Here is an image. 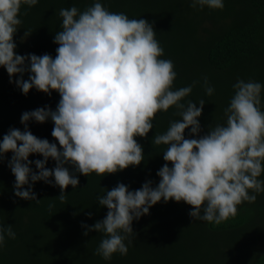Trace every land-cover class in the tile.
Returning <instances> with one entry per match:
<instances>
[{
	"label": "clouds",
	"instance_id": "1",
	"mask_svg": "<svg viewBox=\"0 0 264 264\" xmlns=\"http://www.w3.org/2000/svg\"><path fill=\"white\" fill-rule=\"evenodd\" d=\"M37 3L0 0V68L6 69L10 82L25 96L35 88L49 97L53 92L60 97L55 110L41 107L24 112V130L11 128L0 141V162L13 154L8 167L15 177L16 197L39 203L31 189L43 181L59 187L56 199L65 203L68 187L79 186V175L104 177L138 167L144 152L136 138H147L157 114L173 108L179 119L170 120L167 129L152 140L153 146L163 149L160 154L165 161L157 172L159 183L154 187L148 180L134 191L123 183L105 189L98 197V204L107 209L105 218L93 226L82 224L85 236L102 234L96 255L105 261L117 253L127 255L125 241L131 243L133 221L148 215L161 201L186 203L193 220L220 224L234 217L239 205L254 203L256 194L264 192L260 179L264 174V111L259 82L238 79L224 109L225 122L209 125L201 135L199 118L205 100L187 99L201 82L174 88V64L161 59L164 50L153 24L111 12L95 0L83 11L75 6L59 10L62 22L54 35V58L47 53L18 55L14 36L22 25L21 8ZM191 6L217 10L224 3L191 0ZM31 34L27 29L24 39ZM201 86L207 96L214 94L207 77ZM49 120L58 143L38 138L29 129L32 121L44 124ZM32 155L43 157L34 162L38 172L32 170ZM49 160L55 161L52 169L47 167ZM5 236L16 238L11 225L0 226V247Z\"/></svg>",
	"mask_w": 264,
	"mask_h": 264
},
{
	"label": "trees",
	"instance_id": "2",
	"mask_svg": "<svg viewBox=\"0 0 264 264\" xmlns=\"http://www.w3.org/2000/svg\"><path fill=\"white\" fill-rule=\"evenodd\" d=\"M94 2L38 0L31 8L22 6V25L14 36L16 53H47L54 58V35L61 30L62 22L59 10L75 6L83 11ZM100 2L111 12L153 24L156 39L164 50L161 59L174 64V88L201 82L187 98L194 103L205 100L199 118L201 135L207 133L209 125L225 122L224 109L234 95L233 85L238 79L262 85L260 108L264 111V0H223V9L217 10L193 9L191 0ZM27 29L32 34L25 40ZM204 77L215 89L210 97L201 86ZM24 79H28V74ZM59 99L56 92L49 97L35 88L25 96L10 82L6 69L0 68V141L11 128L24 130V112L41 107L55 110ZM174 112L173 108L168 113H158L147 138H136L144 152V161L138 167L104 177L79 175V186L68 187L65 203L56 199L60 188L43 181L36 182L31 189L39 203L16 197L15 177L8 167L13 154L8 153L0 162V226L11 225L16 238L5 236L0 264H264V192L256 194L254 203L239 205L237 214L220 224L193 220L189 215L192 208L186 203L161 201L148 215L133 221L131 243L125 241L127 255L117 253L105 261L95 254L102 234L91 232L85 236L82 224L93 226L105 218L107 209L98 204L105 189L123 183L134 191L148 180L154 187L159 183L157 172L165 161L160 154L163 149L153 146L152 140L157 132L167 129L170 120L179 119ZM53 127L51 120L29 123L33 135L58 143L51 135ZM189 132H185L186 138ZM29 159L33 161L32 170L38 172L34 162L43 157L32 155ZM47 167L54 168L55 161L49 160ZM70 171L76 174L71 168ZM260 179L264 180V174ZM50 204L54 205L51 209Z\"/></svg>",
	"mask_w": 264,
	"mask_h": 264
}]
</instances>
